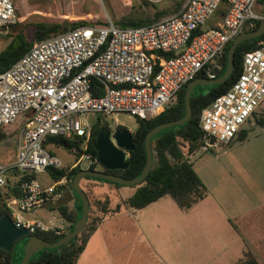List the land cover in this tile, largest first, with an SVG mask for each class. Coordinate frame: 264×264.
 <instances>
[{"label":"built area","instance_id":"obj_1","mask_svg":"<svg viewBox=\"0 0 264 264\" xmlns=\"http://www.w3.org/2000/svg\"><path fill=\"white\" fill-rule=\"evenodd\" d=\"M256 4L185 0L178 12L149 24L117 27L106 20L34 43L0 72V129L19 119L23 124L13 159L0 165V188L9 176L17 181L62 168L57 156L43 147L47 137L81 140L83 152L69 169H86L93 162L85 151L98 116L105 121H115L120 113L152 119L174 104L179 90L198 74L215 79L227 45L263 19L253 11ZM220 11V20L208 25ZM16 22L14 0H0V35ZM259 37L257 48L244 53L238 77L201 111L203 152L217 153L229 145L264 103V30ZM92 79L101 84V91L91 86ZM82 161L87 162L85 168ZM69 183L67 174L46 185L37 178L22 181V196L6 202L14 225L30 233L61 235L63 228L23 215L60 199Z\"/></svg>","mask_w":264,"mask_h":264},{"label":"trees","instance_id":"obj_2","mask_svg":"<svg viewBox=\"0 0 264 264\" xmlns=\"http://www.w3.org/2000/svg\"><path fill=\"white\" fill-rule=\"evenodd\" d=\"M262 1L263 0H257L259 13H262ZM161 13L164 14L163 12ZM161 13L156 14L152 21L143 19L137 22L117 21L113 23L117 27L145 25L157 20L160 15H162ZM218 13L219 19L216 20H220L221 15L223 14L222 11ZM83 25H88V23L76 22L69 25H62L58 23L33 24L31 29L32 38L28 39L27 33L23 29L17 28L20 26V24L16 22V24L10 29L12 33L10 32L6 35V37L9 38V42L0 51V72L8 69L27 50H29V48L34 43ZM257 28L258 25H256L252 31L256 30ZM244 32H250V30H243L242 33ZM260 38L261 37L246 40L237 45L234 52V67L232 73L223 84L207 87L196 86L193 88L190 95L191 116L186 123L180 126L163 129L151 137L150 148L152 154V165L149 173L139 185L130 186L131 188L136 189L132 196L121 203H117L113 209H110V200L107 195L96 197L92 204L89 194L85 192L89 201V207L87 221L84 228L69 243L57 249H44L37 255L32 256L28 264H76V261L80 253L83 251L88 238L96 230L99 223L101 222L102 217L109 213L118 212L122 205L134 210H140L161 198L169 197L174 201L180 211L186 212L194 205L202 201L207 196L208 189L197 175L190 160V157L194 156V154L200 150L202 145V133L199 128L201 111L218 95L224 93L230 87L232 82L241 72V62L244 53L257 48V42ZM231 44L232 42L227 45L224 51V56L221 60L220 67L214 70L215 79L220 78L225 72L226 54ZM163 57L168 58L169 54L163 55ZM154 69H157V65ZM196 78H206V76L203 74H198L194 79ZM186 85H184L177 93L176 102L167 107L163 113L148 120L136 119V128L131 134L134 149L129 152L125 158L127 168L123 170H106L102 168V172L110 173L125 179H133L141 174L146 161L144 149L145 135L148 131L161 123L178 120L183 117L185 113L184 92ZM91 86L97 91H101L102 89L101 84L93 79L91 80ZM257 111V115L255 114L254 116V123L257 126L262 127L264 124V103L258 108ZM119 129H124V127L117 125L115 129L112 130L107 121L99 116L97 117L96 121L92 125L90 137L87 141V148L85 151V153H88L91 156V160L93 162L90 163L86 169L97 171L96 167L99 165L96 159L95 150V139L97 134L100 132H114ZM247 133V130L241 129L235 140L244 141L247 137ZM4 137L5 133L2 129H0V140ZM81 144V140H71L61 137H47L44 141L43 147L48 149V146H53L54 148H61L66 151L75 149L76 151L74 154L78 159L83 152L81 150ZM48 150L50 153L54 154L50 149ZM80 170V167H75L73 169L48 168L46 170V174L51 181H57L62 176L67 174L70 181V186L74 175ZM39 176L40 175L36 174L25 175L17 180L16 183L13 184L6 192L2 193L0 191V217L4 215L10 216L9 209L6 207V202L10 199H17L22 196L20 189L21 182L24 180H30L32 178L38 179ZM83 178L91 181L97 180L98 183L103 182L112 188L122 187L102 179L90 177ZM56 209L62 220L67 224L65 232H63L61 235H55L53 231L36 230L30 234L37 236L49 243H54L60 240L66 233L70 232L73 229V225L81 215L80 199L77 213L74 210H69L65 205H59ZM25 240V238L18 240L12 252H2L5 256H7L6 260L9 261V264L21 263V248ZM236 264L261 263L251 251L247 250L243 253L242 259Z\"/></svg>","mask_w":264,"mask_h":264},{"label":"crops","instance_id":"obj_3","mask_svg":"<svg viewBox=\"0 0 264 264\" xmlns=\"http://www.w3.org/2000/svg\"><path fill=\"white\" fill-rule=\"evenodd\" d=\"M215 21L213 17L208 25ZM195 171L208 189L202 201L186 212L180 211L169 197L161 198L140 210L122 205L118 212L102 217L76 264H236L247 250L259 261H264V227L251 223L247 228L243 226L246 230L242 232L232 220H240L244 215L246 218L251 207L257 204L255 198L259 199V206H263L264 192L257 190L259 187L253 184L248 187L249 193L245 194L237 183L238 192L234 194L220 179V184L212 186L209 173ZM211 173L217 176L218 171L212 170ZM39 181L45 185L49 183V177L42 175ZM102 188H106V192L97 190ZM135 190L131 187L112 188L102 183L93 188L96 196L109 197L110 209L132 196ZM66 195L63 189L60 199L45 203L38 209L46 213L44 219H49L48 215L53 212L58 214L53 205ZM240 197L248 201L249 208L234 211ZM250 199H253L252 202ZM63 205L76 213L78 211L73 199ZM231 213L235 216L230 217ZM54 225L66 231V223Z\"/></svg>","mask_w":264,"mask_h":264},{"label":"rangeland","instance_id":"obj_4","mask_svg":"<svg viewBox=\"0 0 264 264\" xmlns=\"http://www.w3.org/2000/svg\"><path fill=\"white\" fill-rule=\"evenodd\" d=\"M182 3L183 0H14V8L17 23L20 24L17 28L23 29L27 33L28 39H31L32 25L37 23L69 25L76 22L101 24L106 20L112 22H137L148 19L152 21L156 14L163 12L164 14L161 13L162 15L157 19L160 20L176 13ZM253 11L259 12L258 3L253 8ZM214 19H219V13L214 16ZM10 32L12 33L9 29L7 34ZM7 34L1 33L0 35V51L9 42V38L6 37ZM107 122L112 130L117 125H120L132 133L136 128V119L124 113L117 114L115 121L112 118L107 119ZM22 128L23 124H21V119H19L2 129L5 137L0 140V165L6 164L13 159ZM241 128L248 131L244 141L233 140L217 153L215 151L203 152L199 150L194 156L190 157V160L195 170L209 173L208 177L212 179L210 182L212 186L220 184V179L221 183H225V186L228 185L234 194L238 192L236 189L237 183L241 185L240 188L245 194L249 193L250 189L248 187H252L253 184L259 187L256 188L257 190L264 192V124L262 127H259L253 121L250 126H242ZM48 149L61 161L62 168L68 169L77 160V156L73 151H66L61 148H54L53 146H48ZM86 166L87 162L82 161L81 167L85 168ZM96 170L101 171L102 167L98 165ZM212 170L218 171L217 176L211 173ZM232 180L235 184H233ZM96 181L85 178L79 181L80 188L84 193L87 192L89 194L92 204L94 199L98 197L93 191V188L98 185V181ZM15 183L16 181L9 176L5 181V185L0 188V191L2 193L6 192ZM100 183L105 184L103 182ZM65 190L67 195L64 199L53 205L55 211L58 205L68 204L71 199L77 203V208L79 209V197L76 196L69 184ZM97 190L99 192H106V188ZM252 200L250 199V202ZM255 201L257 204L251 207V212L246 218H244V215L240 220L237 218L232 219L238 224L242 232H245L246 229L244 227L247 228L251 223L259 225L260 228L264 227V205L259 206L260 201L258 198H255ZM248 206V201L240 197L234 211L247 210ZM56 213L53 212L48 215L49 219H44V214L46 213L36 210L30 214H24L23 218L31 221H41L50 227L54 224H60V222L64 224L65 222L58 216L59 213ZM234 216V214H230V217ZM259 262L264 264V261Z\"/></svg>","mask_w":264,"mask_h":264},{"label":"water","instance_id":"obj_5","mask_svg":"<svg viewBox=\"0 0 264 264\" xmlns=\"http://www.w3.org/2000/svg\"><path fill=\"white\" fill-rule=\"evenodd\" d=\"M262 20L259 22L258 28L254 31L244 32L237 35L232 44L227 50L226 54V69L223 75L218 79L196 78L190 81L185 88L184 92V110L185 113L182 118L174 121L161 123L150 131L144 137V149L146 155L145 165L141 174L133 179H125L110 173L102 171H94L89 169H81L77 172L72 181L71 189L79 197L81 201V215L80 218L73 225V229L66 233L60 240L49 243L43 239L30 234L28 229L20 226L16 227L11 220L10 216L4 215L0 217V249L9 252L12 245L20 239L25 238L22 244V258L20 264H28L32 256L37 255L44 249H57L70 241H72L78 233L84 228L87 216L89 201L86 194L79 186V181L83 177L102 179L107 182L115 183L120 186L130 187L139 185L149 173L152 165V154L150 148V139L155 134L163 129L180 126L186 123L191 116L190 95L194 87H205L223 84L231 75L234 67V52L240 43L258 38L264 30V0L262 1ZM131 132L127 129H119L114 132H100L95 139L96 159L98 164L106 170H123L127 168L125 158L128 153L134 149L131 139Z\"/></svg>","mask_w":264,"mask_h":264},{"label":"flooded vegetation","instance_id":"obj_6","mask_svg":"<svg viewBox=\"0 0 264 264\" xmlns=\"http://www.w3.org/2000/svg\"><path fill=\"white\" fill-rule=\"evenodd\" d=\"M17 242H18V241H17ZM17 242H15V243L12 245L11 250H10L9 252H6V253H10V252H12V250H13L14 246H16L15 244H16ZM2 252L5 253V251H3V250L0 249V264H9V261L6 260V257H7V256H5Z\"/></svg>","mask_w":264,"mask_h":264}]
</instances>
